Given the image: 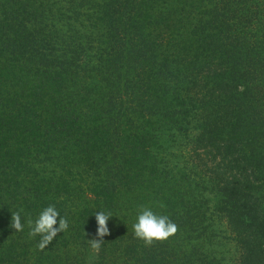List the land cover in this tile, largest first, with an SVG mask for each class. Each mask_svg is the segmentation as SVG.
<instances>
[{
	"label": "trees",
	"instance_id": "obj_1",
	"mask_svg": "<svg viewBox=\"0 0 264 264\" xmlns=\"http://www.w3.org/2000/svg\"><path fill=\"white\" fill-rule=\"evenodd\" d=\"M150 199L169 244L128 223ZM213 219L264 264V0H0V264H219L191 244Z\"/></svg>",
	"mask_w": 264,
	"mask_h": 264
},
{
	"label": "clouds",
	"instance_id": "obj_2",
	"mask_svg": "<svg viewBox=\"0 0 264 264\" xmlns=\"http://www.w3.org/2000/svg\"><path fill=\"white\" fill-rule=\"evenodd\" d=\"M95 216L98 224V238L90 239L89 243L91 248L98 253L104 243L103 238L110 234L107 222L112 216L104 211L96 212ZM27 224L30 227L31 237L37 235L41 237L38 245L40 250H44L59 233L66 231L69 226L67 219L60 216L54 205L43 209L35 221L28 219ZM57 224H59L58 227ZM10 227L16 231L24 230L20 212H12ZM133 230L136 238L142 240L146 246H151L154 242H164L173 237L178 232V226L168 215L157 214L151 207L142 205Z\"/></svg>",
	"mask_w": 264,
	"mask_h": 264
},
{
	"label": "rangeland",
	"instance_id": "obj_3",
	"mask_svg": "<svg viewBox=\"0 0 264 264\" xmlns=\"http://www.w3.org/2000/svg\"><path fill=\"white\" fill-rule=\"evenodd\" d=\"M173 17H170V20ZM175 26H177L176 21H171V25L170 27L175 28ZM165 30V29H164ZM167 31V30H166ZM165 31V32H166ZM164 32V33H165ZM168 32V31H167ZM171 32H168V35ZM172 152L174 155L177 156H181L183 154L179 153L177 150H172L170 151ZM176 161H178L177 159H175ZM181 162V160L179 161ZM90 182H93L92 179L89 177L88 180V184H83V182L81 183L82 186V190L86 191V188L88 186H90ZM139 199H137V205H140L143 203L142 197H138ZM83 198L78 195V196H73L72 198H70L67 208L71 207V206H81L83 204ZM147 204V206L151 207L152 205L150 203L152 202V199H150V201L145 202ZM134 204V203H133ZM133 204H129V211H131L130 213V217L133 215V210H135ZM121 215H124L123 213H127L126 212V208L124 210L120 211ZM111 216L116 217V212L113 213ZM225 219H223V221H218V219H213L212 222L208 221L205 225H206V229H208L205 232V235L203 234L204 239L203 242L204 243H196V241H192L191 244H197L201 246V249H203V251L210 253L211 255L215 256L219 262V264H240V258H241V248L240 245L238 243V241L236 240V237L234 235V233L232 232V230L230 229V227L227 225V222L224 221ZM130 222V223H129ZM136 220H129L128 223L133 226L134 223H136ZM212 224V227H211ZM210 226V227H209ZM184 229L181 228L178 230V232L175 235L181 236L183 233ZM174 235V236H175ZM171 238H169L168 240L170 241ZM169 241H166L169 244ZM199 246V247H200ZM89 258L88 260L90 262H93L96 258V254H94V250H90L89 253Z\"/></svg>",
	"mask_w": 264,
	"mask_h": 264
}]
</instances>
